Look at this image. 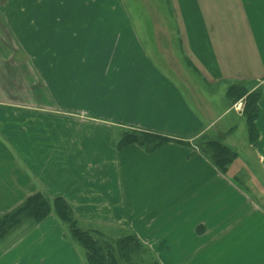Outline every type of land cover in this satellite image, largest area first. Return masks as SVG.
Returning a JSON list of instances; mask_svg holds the SVG:
<instances>
[{"label": "crops", "instance_id": "obj_1", "mask_svg": "<svg viewBox=\"0 0 264 264\" xmlns=\"http://www.w3.org/2000/svg\"><path fill=\"white\" fill-rule=\"evenodd\" d=\"M65 1L0 0V30L40 59L17 61L28 83L0 95V216L42 193L84 230L134 234L158 264H264V93L252 129L227 95L264 84V0H169L171 15L153 0L146 45L137 17L76 18L90 4ZM127 131L168 142L118 148ZM215 136L246 157L220 171L198 143ZM67 234L51 214L0 264H83Z\"/></svg>", "mask_w": 264, "mask_h": 264}, {"label": "trees", "instance_id": "obj_2", "mask_svg": "<svg viewBox=\"0 0 264 264\" xmlns=\"http://www.w3.org/2000/svg\"><path fill=\"white\" fill-rule=\"evenodd\" d=\"M264 93V84L261 88L248 92L246 86L238 84L228 90L227 95L233 101L244 98V117L252 129V123L257 116V102ZM251 131V130H250ZM168 142L166 139L136 131L124 132L118 148L130 144H137L146 151H154ZM201 153L207 157L220 171H223L236 153L228 149L221 142L213 140L199 145ZM51 214L67 227L70 238L83 254V264H135L142 245L134 234L108 237L98 231H85L78 228L71 208L62 199H50L42 193H37L9 213L0 216V241L7 238L13 231L23 228L30 229L42 223Z\"/></svg>", "mask_w": 264, "mask_h": 264}, {"label": "rangeland", "instance_id": "obj_3", "mask_svg": "<svg viewBox=\"0 0 264 264\" xmlns=\"http://www.w3.org/2000/svg\"><path fill=\"white\" fill-rule=\"evenodd\" d=\"M62 1L64 3L69 2V1H65V0H59ZM153 0H75L74 2L76 3H82L83 5H87L90 4L88 7H78L77 5L75 7H71L69 9V11H72V14L74 15V17H105V18H109V19H115L116 22L119 19H126L128 17H132L135 20V17L138 18V24L135 25L134 24V29L136 28L138 33L140 34V38H141V42L143 44H148V40H146V34L148 33H152L153 32V28L150 24V21H152L149 18V14L150 13V4ZM158 1L160 4H162V10L164 11V14H172V8L170 11L167 10V6L169 4V0H155ZM87 2V3H84ZM44 5H47V3H44ZM15 6V4H14ZM126 22H129V20H125ZM129 25L128 24H121V26L118 28V25L116 24V29L119 31H123L124 28H126V30H128ZM135 29V30H136ZM16 30L18 31V25L16 26ZM144 33V36H142L141 34ZM21 35H25L23 32ZM16 38L18 39V35H16ZM44 43H46V41H44ZM74 45L76 46V50L78 53V48H81L80 43L78 42H74ZM19 49V45L17 46V40L15 39L14 36H7L4 34V32H2L0 30V59H4L7 60L8 58H12L14 60V64H18L19 62L17 61H21L24 63H30L29 59L32 58L33 62L34 60H39L40 59L36 56L30 55L25 53L24 51H20L18 52ZM27 52H31V50H27ZM81 53V52H79ZM13 54V56H11ZM73 57H68V59H72ZM60 60V57H59ZM3 62V61H2ZM2 62H0V67L2 66ZM21 62L18 64V66L20 65V67H17L16 65L12 66V67H7L5 71H2V69L0 68V95L2 94H13V95H17L19 89V85L25 81L26 79V83H28L27 81V75L30 74V72H32L31 67L30 66H26V68H21ZM23 72H25V76H27L25 79L22 76ZM27 73V74H26ZM32 78V77H31ZM35 80V78H34ZM33 81V78H32ZM31 81V82H32ZM33 83V82H32ZM247 91L249 92L250 90L253 89L252 86H247L246 87ZM22 90V94H29L28 90L21 87ZM51 90H53L51 88ZM56 91V90H53ZM254 91V90H252ZM251 92V91H250ZM46 94H49V92H46ZM244 100V99H242ZM243 102V101H242ZM242 109V108H241ZM237 124V123H236ZM238 126V125H237ZM236 130V129H235ZM240 133L241 136V132L237 130V134L236 137H240L238 136ZM242 137H245V134H242ZM209 137L203 138L202 140H200V142H198L200 145H204L205 143L207 144L209 141H219V142H223V137H216L215 139H210ZM240 140V138H239ZM203 143V144H201ZM235 151V150H234ZM240 158H245L246 157V153L244 151H242L241 149H236L235 151ZM240 184V183H239ZM261 186L264 187V184ZM251 194L253 193L252 191H248ZM257 199V196H254ZM260 202V200H259ZM75 219V218H74ZM76 221V220H75ZM76 224L78 226V228H80L81 230L84 229H89V227L87 228V226L78 224V222L76 221ZM27 225H25V227L23 228H18L17 230L13 231L7 238H5L3 241H0V246L6 245L9 241L16 239L18 237V235H21L22 232H24V230L28 227H26ZM64 227L66 228L67 231V227L66 225H64ZM91 229V228H90ZM86 231V230H85ZM89 231H98L100 233H102L104 236H108V237H120V236H127L130 235V233L128 232H111V231H104L101 230L97 227H94L93 229L89 230ZM68 233V232H67ZM69 234V233H68ZM67 234V235H68ZM69 236V235H68ZM141 244V243H140ZM77 249H79L77 247ZM80 250V249H79ZM78 251V250H77ZM81 251V250H80ZM68 259V258H67ZM69 264L70 260H68ZM134 263L135 264H158L156 262V258L153 256V254L146 249L145 247H141V249H139L137 257H134ZM67 264V263H64Z\"/></svg>", "mask_w": 264, "mask_h": 264}]
</instances>
